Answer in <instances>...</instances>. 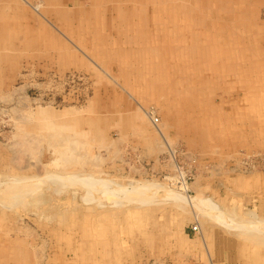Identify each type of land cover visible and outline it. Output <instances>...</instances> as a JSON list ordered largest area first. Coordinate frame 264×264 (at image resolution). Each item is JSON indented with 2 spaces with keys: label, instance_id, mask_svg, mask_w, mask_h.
<instances>
[{
  "label": "rangeland",
  "instance_id": "374dc122",
  "mask_svg": "<svg viewBox=\"0 0 264 264\" xmlns=\"http://www.w3.org/2000/svg\"><path fill=\"white\" fill-rule=\"evenodd\" d=\"M28 2L0 0V30L68 7L91 58L59 73L36 44L0 53V264H194L228 218L264 252L263 218L209 198L264 174V0Z\"/></svg>",
  "mask_w": 264,
  "mask_h": 264
},
{
  "label": "crops",
  "instance_id": "0c3cea01",
  "mask_svg": "<svg viewBox=\"0 0 264 264\" xmlns=\"http://www.w3.org/2000/svg\"><path fill=\"white\" fill-rule=\"evenodd\" d=\"M33 2H35V0H29L28 3H30L31 5ZM67 8L61 7L59 5L57 7L51 8L45 7L42 11H40L39 15L33 10L34 8H32V6L27 7L25 11H22L23 17L20 18L24 19L25 21L29 19L26 22V25H24L23 27L25 31V34L23 36H20L19 34L15 36L16 31L13 29L14 27L9 26L10 24L8 23V21L5 23V25H2L0 30V53L1 51L3 53L8 52L4 49V46L16 47L31 43L36 44V46H39L46 52L43 53V55H38L33 60L34 62H38L37 58H41V56H47V58L49 59L48 63H50L52 67L40 64L43 69L51 68L55 69L59 73H63L72 65H76L79 67L87 66L90 56H88L86 52L84 53V50H81V52L83 53H79L80 51H76L70 47V36L75 37L74 42H76L77 44H80L79 41L82 42V39L75 36V32H77L78 30V27L76 26L77 23L76 25L73 24V27L70 28V23L68 22L70 18V12L67 10ZM82 10L84 9L79 7L76 12L78 13ZM59 15H62V17H64V21L62 17L59 18ZM14 36L17 38V40L16 38L14 39ZM91 52L96 59H101L103 57V55L100 52H97L96 49L91 50ZM3 57L5 58V60L9 58L6 55H4ZM12 58L15 60H8L12 62L14 67L18 66L17 60H19L20 58L15 55L12 56ZM236 71L239 76L241 74V69L239 66L237 67ZM252 71L254 75L258 74L259 77L264 76L260 70L253 69ZM245 74L246 71L244 70L242 73V77H246ZM263 176L264 174H261V176H259L258 174L250 178L228 177L226 181L223 180L219 181L218 183H216L217 181H215V183L209 186L212 188V191H214L215 194H217L218 189L228 192V194H226L225 192L224 195L220 196V198H222V201L225 202L226 205H223V202L220 203L216 201V199H214V196H212V198H209L214 203H216L221 208V210L225 209L227 211H233L231 209L235 208L236 214L232 213L234 214L233 216H251V218L253 219H264V216H261V213L264 212V198L260 196V193H258V191H260V189H262L264 185ZM199 188H201L200 184H196V189ZM236 188L239 190H243L242 198L240 200L241 206H231L230 193L234 190V194L239 192ZM222 193L223 192H221V194ZM255 209L257 212L255 211ZM259 213L260 217L258 216ZM210 221L216 225L218 224L217 227H219L221 230L220 234L222 240L220 239V243L213 246H211L210 243H207L206 246L204 245L203 247H200V245H196L197 247H192L190 245V249L187 250L189 254L187 255L189 257L187 258H191L192 260H194V264H202V262L205 264L203 260L207 259H210V262H220V264H264V252L262 250L257 249L254 246L244 244L241 240L238 242H235L233 240L231 242L230 233L234 237L240 236L238 233L239 230L229 229L224 225H220L219 223L214 222L212 219H210ZM216 231L217 230L214 229L212 232L214 233L215 238H217ZM191 233L187 234L189 238Z\"/></svg>",
  "mask_w": 264,
  "mask_h": 264
},
{
  "label": "bare ground",
  "instance_id": "6f19581e",
  "mask_svg": "<svg viewBox=\"0 0 264 264\" xmlns=\"http://www.w3.org/2000/svg\"><path fill=\"white\" fill-rule=\"evenodd\" d=\"M11 38H12V37H11ZM27 102H28V101H27ZM172 153H173V152H172ZM111 193H112V192H111ZM136 195H137V194H136ZM146 195H147V194H146ZM149 195H150V194H149ZM147 196H148V195H147ZM147 196H144V198H145V199H146V198H149L151 195H150L149 197H147ZM187 196H188V195H187ZM130 197H131V196H130ZM139 197H140V196H139ZM133 198H134V197H133ZM142 198H143V197H142ZM142 198H139V199H142ZM136 199H138L137 196H136ZM139 199H138V200H139ZM130 200H131V199H130ZM146 200H147V199H146ZM148 200H149V199H148ZM132 201H134V200H132ZM136 201H137V200H136ZM139 201H144V200H139ZM138 203H139V202H138ZM217 210H219V209H217ZM207 211H209V209H208ZM219 213H220V215H221L222 212H219ZM216 214H217V213H216ZM217 215H218V214H217ZM225 215H226V214H224V216H225ZM218 217H219V216H218ZM219 220H220V219H219ZM225 220H226V219H225ZM228 220H229V218H228L226 221H223L222 223H223L224 225H225V224H228V223H227ZM230 221H232V220H230ZM230 221H229V222H230ZM220 222H221V221H220ZM225 222H226V223H225ZM222 223H221V224H222ZM231 223H232V222H231ZM110 224H111V223H110ZM233 225H234V224L232 223L231 226H233ZM234 228H235V227H234ZM36 252H37V251H36Z\"/></svg>",
  "mask_w": 264,
  "mask_h": 264
},
{
  "label": "built area",
  "instance_id": "2783aa9c",
  "mask_svg": "<svg viewBox=\"0 0 264 264\" xmlns=\"http://www.w3.org/2000/svg\"><path fill=\"white\" fill-rule=\"evenodd\" d=\"M193 230H194L195 232H197V231H198V227H197V226H194V227H193Z\"/></svg>",
  "mask_w": 264,
  "mask_h": 264
}]
</instances>
